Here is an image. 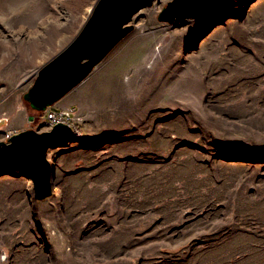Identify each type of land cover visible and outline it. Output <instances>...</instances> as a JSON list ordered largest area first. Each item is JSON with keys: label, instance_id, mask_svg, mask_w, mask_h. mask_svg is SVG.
Instances as JSON below:
<instances>
[{"label": "rangeland", "instance_id": "374dc122", "mask_svg": "<svg viewBox=\"0 0 264 264\" xmlns=\"http://www.w3.org/2000/svg\"><path fill=\"white\" fill-rule=\"evenodd\" d=\"M96 1L0 0V140L48 130L23 94ZM170 1L62 98L80 135L48 148L54 194L0 171V264H264V0L158 21Z\"/></svg>", "mask_w": 264, "mask_h": 264}, {"label": "water", "instance_id": "95a60500", "mask_svg": "<svg viewBox=\"0 0 264 264\" xmlns=\"http://www.w3.org/2000/svg\"><path fill=\"white\" fill-rule=\"evenodd\" d=\"M155 0H97L81 30L37 72L23 100L37 112L54 106L84 82L133 30L130 24L136 13L152 6ZM237 0H172L159 12L158 21L181 23L208 15L223 5ZM33 116L29 117V121ZM75 129L58 123L50 130H22L7 141L0 140V171L22 167L32 181L34 201L54 194L56 171L47 158L54 143L73 139Z\"/></svg>", "mask_w": 264, "mask_h": 264}, {"label": "built area", "instance_id": "2783aa9c", "mask_svg": "<svg viewBox=\"0 0 264 264\" xmlns=\"http://www.w3.org/2000/svg\"><path fill=\"white\" fill-rule=\"evenodd\" d=\"M40 113L39 125L43 127H47L50 130L54 125L58 123H66L72 126L75 129L74 122L76 119V109L69 108L63 111H54L52 107L47 108L43 112ZM8 139L9 136L7 135Z\"/></svg>", "mask_w": 264, "mask_h": 264}, {"label": "crops", "instance_id": "0c3cea01", "mask_svg": "<svg viewBox=\"0 0 264 264\" xmlns=\"http://www.w3.org/2000/svg\"><path fill=\"white\" fill-rule=\"evenodd\" d=\"M61 101L62 99L59 102H57L55 105H57V107L62 110L68 109L64 106L65 104H63ZM16 111L18 113H16ZM23 112H25V108H22V107L14 108L9 113L8 112L5 113L6 115V116L4 115L5 118L4 119L1 118V119L8 125L16 124L22 121V119H24L25 121H29V116L22 114Z\"/></svg>", "mask_w": 264, "mask_h": 264}, {"label": "trees", "instance_id": "16d2710c", "mask_svg": "<svg viewBox=\"0 0 264 264\" xmlns=\"http://www.w3.org/2000/svg\"><path fill=\"white\" fill-rule=\"evenodd\" d=\"M76 134L77 135H80V132H79V129L78 128L76 129Z\"/></svg>", "mask_w": 264, "mask_h": 264}, {"label": "bare ground", "instance_id": "6f19581e", "mask_svg": "<svg viewBox=\"0 0 264 264\" xmlns=\"http://www.w3.org/2000/svg\"><path fill=\"white\" fill-rule=\"evenodd\" d=\"M3 122V121H2ZM1 123V122H0Z\"/></svg>", "mask_w": 264, "mask_h": 264}]
</instances>
